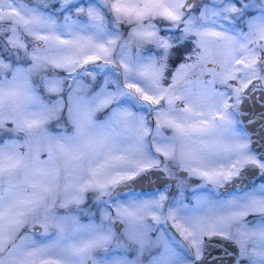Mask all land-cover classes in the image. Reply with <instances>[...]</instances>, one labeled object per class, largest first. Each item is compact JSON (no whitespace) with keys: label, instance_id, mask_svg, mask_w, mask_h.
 <instances>
[{"label":"snow or ice","instance_id":"1","mask_svg":"<svg viewBox=\"0 0 264 264\" xmlns=\"http://www.w3.org/2000/svg\"><path fill=\"white\" fill-rule=\"evenodd\" d=\"M0 264H264V0H0Z\"/></svg>","mask_w":264,"mask_h":264}]
</instances>
